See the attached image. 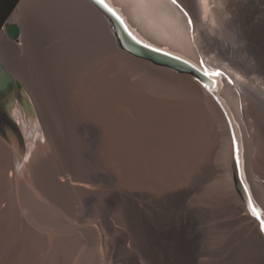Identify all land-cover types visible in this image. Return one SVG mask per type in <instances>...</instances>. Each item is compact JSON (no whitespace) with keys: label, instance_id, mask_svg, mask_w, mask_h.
I'll return each mask as SVG.
<instances>
[{"label":"bare ground","instance_id":"6f19581e","mask_svg":"<svg viewBox=\"0 0 264 264\" xmlns=\"http://www.w3.org/2000/svg\"><path fill=\"white\" fill-rule=\"evenodd\" d=\"M27 1H19L9 23L22 18ZM35 1L17 40L0 33V52L10 56L21 84L13 78L36 108V118H28L10 107V127L24 150L15 140L0 143L6 206L22 226L17 264H34L39 253L42 264H207L208 257V264H264V0H177L191 33L169 0H101L139 43L196 67L204 58L230 75L234 85L221 79L217 90L238 122V156L200 73L124 50L94 0ZM52 10L56 22L67 13L68 30L60 21L49 26ZM81 14L103 24V60L88 31L79 41L73 27ZM80 58L86 73L70 78L67 66ZM234 154L248 201L235 187ZM202 188L209 205L193 198ZM208 227L222 234L211 253Z\"/></svg>","mask_w":264,"mask_h":264},{"label":"rangeland","instance_id":"374dc122","mask_svg":"<svg viewBox=\"0 0 264 264\" xmlns=\"http://www.w3.org/2000/svg\"><path fill=\"white\" fill-rule=\"evenodd\" d=\"M38 1H40V0H38ZM47 1L50 5H60L61 4L59 0H47ZM36 7H37V4H36L35 0H28L26 6L24 8V11H23L24 15L22 16V18H20L19 21H13L11 23L17 24L19 29L21 27L26 29L31 24L27 18L28 12L30 14H32L34 12V10L36 9ZM43 14H44V12H43ZM46 16L50 17L49 20L47 19V23L49 24V26L56 27L59 25V21H60V23H62V27H63V25L65 26V27H63L65 29V31L69 29L68 26L70 25L71 21L67 17V13L65 16H63L61 18H59V16H57L59 18L57 20V22H56L55 12L53 10H52V12H48L46 14ZM73 28H75V30L77 31V35L79 36V41H81V44H83L84 37H88V35H89L88 33H90L91 37L97 41V47L95 49H97V54H98L100 60H103V58H104V47H105V44H104L105 31H104L103 24L100 22V20H96V18H94V17L91 19H89V18L87 19L85 16H83L81 14L76 18V23H75V26ZM84 31H88V33L86 35H84ZM20 34H21V30H20ZM62 36L66 39H68L70 37L69 33H64ZM5 38L7 39L8 42H13V41L9 40L6 37V35H5ZM54 38H55L54 35H49V41H52ZM57 38H59V35L57 36ZM60 39L62 40V38H60ZM2 46H4L3 43H2ZM1 53L2 52H0V56H1ZM6 56H7V58H6ZM1 57L3 58L2 60L5 62L6 66L8 68V72H10L12 74V76L14 75L15 79L20 83L19 70L11 61L10 56L5 55V53H2ZM66 57L69 58L68 55ZM199 58H201V57H198V59ZM124 59H127V58H124ZM198 59L194 60V62L197 63ZM0 60H1V58H0ZM66 60H68V59H66ZM127 61L128 62H126V64H129L130 67H135L137 69L142 68L139 64H137L131 60L127 59ZM66 62H68V61H66ZM150 65H152V64H150ZM86 70H87V66L83 62V60L80 58L77 61V63H75L74 65L67 66L66 74L68 76H70V78H72L75 74H80L81 76H84V74L86 73ZM17 72H18V74H16ZM62 74L63 73H59L58 75L65 76ZM231 80L233 81L232 78H231ZM233 85H231V86H233ZM222 93L223 92L221 89L215 92V94L218 95L221 102L224 101V97H223V95H221ZM13 100L10 102H7L6 104L3 105V110L5 111L6 114L7 113L9 114V112H11L14 109V108L11 109L10 107L13 105V103L16 102L18 107H20L23 110V112L26 114V116L28 118H36V110H35L36 108H35L34 102L31 98L30 94L24 88H21L18 91L17 95L14 96ZM229 113H230L231 118L233 119V123H234L236 130H239V129H237V128H239L237 120L234 119V116L232 115L231 112H229ZM10 117H11V115H10ZM11 140H15L17 142V145L22 150H24L23 142H21V139L18 138L16 133L12 131V127H7V128L5 127L4 130L2 129V133L0 132V143H2L8 147L9 141H11ZM23 153H25V152L23 151ZM260 182H262L264 184V181H260ZM7 195H8L7 190L5 191L4 188L1 186V183H0V264H4V263H6V264H17V261H15V257L18 254L17 248L19 246V242L22 241L21 236L19 234V232L22 230V226H20V223L18 220H17V222H14L13 215H12L13 212L11 211V209L7 208V206H6ZM193 198L195 199V202H197L198 204L204 205V204H207V200L209 198V193L207 194L205 189L202 188V189H199L196 191V193L193 195ZM207 205H209V204H207ZM4 222L8 224L6 234H4V232H5V228L3 227ZM13 235H14V237H13ZM219 239H222V234H221L220 230L208 227V229L206 230L204 241H205V247L208 249V251H210V253L215 248V244L218 242ZM250 259L251 258L249 256L247 261L250 262L251 261ZM209 260L210 259L208 257L207 264H208ZM42 261H43V254L39 253L38 260L34 264H42ZM44 261H45V258H44Z\"/></svg>","mask_w":264,"mask_h":264},{"label":"water","instance_id":"95a60500","mask_svg":"<svg viewBox=\"0 0 264 264\" xmlns=\"http://www.w3.org/2000/svg\"><path fill=\"white\" fill-rule=\"evenodd\" d=\"M19 1L20 0H0V33L4 31L7 37L11 40H17L20 33V30L16 24L8 22V18L12 14ZM94 1L100 5L109 16L111 20V26L117 37L118 43L124 50L134 56L149 59L155 63L167 65L179 71L195 70L192 66L182 60L154 51L153 49L136 41L125 30L122 23L115 17V15H113V13L109 11L107 7H105V5H103L101 2H97V0ZM19 90L20 87L17 85L11 73H9L0 63V105H4L7 102L12 101ZM13 105V107H18L16 102L13 103ZM232 175L237 191L240 193V195L246 198V201H248V195L244 189L242 180L239 177L235 157L234 162L232 163Z\"/></svg>","mask_w":264,"mask_h":264},{"label":"flooded vegetation","instance_id":"af4514ba","mask_svg":"<svg viewBox=\"0 0 264 264\" xmlns=\"http://www.w3.org/2000/svg\"><path fill=\"white\" fill-rule=\"evenodd\" d=\"M14 121L11 119L10 115L5 113L3 110V105H0V132L2 129L4 130L5 127H10V123Z\"/></svg>","mask_w":264,"mask_h":264},{"label":"snow or ice","instance_id":"6c2138e0","mask_svg":"<svg viewBox=\"0 0 264 264\" xmlns=\"http://www.w3.org/2000/svg\"><path fill=\"white\" fill-rule=\"evenodd\" d=\"M97 2H101V0H97ZM172 3H176V0H172ZM109 11H111V10L109 9ZM213 75H220V73H213ZM257 218H259V217H257ZM262 230H264V223H262Z\"/></svg>","mask_w":264,"mask_h":264}]
</instances>
